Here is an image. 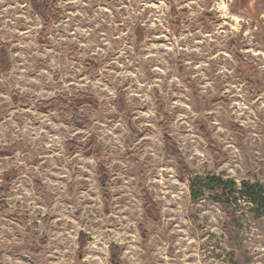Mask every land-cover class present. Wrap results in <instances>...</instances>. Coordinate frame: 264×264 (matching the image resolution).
<instances>
[{
    "label": "rangeland",
    "instance_id": "374dc122",
    "mask_svg": "<svg viewBox=\"0 0 264 264\" xmlns=\"http://www.w3.org/2000/svg\"><path fill=\"white\" fill-rule=\"evenodd\" d=\"M53 2L0 0V264H264L253 206L191 190L264 187V0Z\"/></svg>",
    "mask_w": 264,
    "mask_h": 264
},
{
    "label": "trees",
    "instance_id": "16d2710c",
    "mask_svg": "<svg viewBox=\"0 0 264 264\" xmlns=\"http://www.w3.org/2000/svg\"><path fill=\"white\" fill-rule=\"evenodd\" d=\"M244 4L248 2V0H243ZM31 5L34 7L36 12L42 17L46 26H49L54 20H56L60 13L58 8L56 7L53 0H31ZM7 57L6 47L0 46V72L2 71V67H4L3 60ZM240 63H242L241 59H238ZM244 64V63H242ZM87 97L85 95H77L74 97V117L73 121L78 126H87L88 123L81 119V116L78 112L80 107L89 105L91 109L97 110L98 104L94 98H89L87 102L85 99ZM81 102V103H79ZM66 104L63 101L52 100L48 103H40L39 108L41 109H57L65 106ZM119 110L125 117L130 121L129 113L124 106L123 101L120 99L117 103ZM168 149L172 150V156L178 161V163H182L180 159L179 153L176 151L175 146L167 139ZM70 149L78 147L71 143L68 145ZM95 143L91 144L90 149H94ZM5 152L10 154L12 149H0V153ZM94 152V151H93ZM95 157H97L94 154ZM99 160V159H98ZM98 174L101 180L105 181L108 178V173L102 168H99ZM191 190H192V198L194 200L198 199V194L204 192L205 190H211L220 198V204L222 205L224 212L228 218L231 220L234 219V210L232 208V199L233 197H238L253 206L254 213L256 218L261 219L264 218V187L258 183H249L242 182L241 184H237L233 181H224L222 179L216 177H197L191 182ZM5 194L3 190H0V198ZM234 200V199H233ZM83 242V241H82ZM84 245V242H83ZM112 253L116 256L119 254L117 248L112 247Z\"/></svg>",
    "mask_w": 264,
    "mask_h": 264
}]
</instances>
